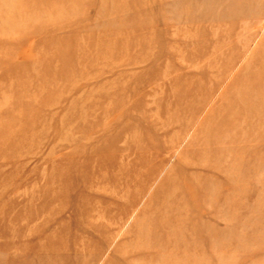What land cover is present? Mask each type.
<instances>
[{
    "label": "rangeland",
    "instance_id": "rangeland-1",
    "mask_svg": "<svg viewBox=\"0 0 264 264\" xmlns=\"http://www.w3.org/2000/svg\"><path fill=\"white\" fill-rule=\"evenodd\" d=\"M0 264H264V0H0Z\"/></svg>",
    "mask_w": 264,
    "mask_h": 264
},
{
    "label": "bare ground",
    "instance_id": "bare-ground-1",
    "mask_svg": "<svg viewBox=\"0 0 264 264\" xmlns=\"http://www.w3.org/2000/svg\"><path fill=\"white\" fill-rule=\"evenodd\" d=\"M246 97H247V95H246Z\"/></svg>",
    "mask_w": 264,
    "mask_h": 264
}]
</instances>
